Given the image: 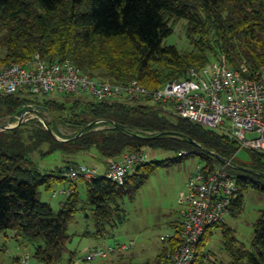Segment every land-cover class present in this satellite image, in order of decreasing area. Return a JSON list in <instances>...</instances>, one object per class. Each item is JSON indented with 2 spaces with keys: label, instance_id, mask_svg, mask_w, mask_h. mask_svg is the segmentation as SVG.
Here are the masks:
<instances>
[{
  "label": "trees",
  "instance_id": "trees-1",
  "mask_svg": "<svg viewBox=\"0 0 264 264\" xmlns=\"http://www.w3.org/2000/svg\"><path fill=\"white\" fill-rule=\"evenodd\" d=\"M179 20L185 22L187 39L193 45L190 51L164 44ZM36 52L48 63L68 59L96 80L117 84L137 80L148 89L185 78L190 67L222 56L229 66L245 62L257 69L264 67V0H0V66L24 63ZM54 97L0 92V123L12 120L27 102H34L51 115L52 132L59 124L74 131L57 138L59 132L51 133L37 119L0 129V231L12 230L22 244H32L34 256L43 264L62 259L70 240L69 223L79 210L92 214L94 229L84 235L104 238L125 221L119 201L124 196L133 198L157 166L179 162L184 156L198 155L211 166L231 160L226 168L237 179L238 196L229 212L241 206L248 189L264 192V153L247 149L249 162L238 160L239 145L234 137L177 116L169 103L146 96L96 100L62 93ZM98 120L102 121L89 125ZM43 145L48 151L41 149ZM91 149L104 166L109 159L141 149L177 155L149 158L133 167L122 184L98 173L91 180L78 178L84 181L85 196L80 197L75 180L74 191L57 210L42 201L40 188L49 190L54 183L67 180L65 173L80 164L73 156ZM57 150L66 156L63 166L40 169L32 162L35 151ZM181 152L185 153L179 155ZM212 227L222 231L230 264H264V209L254 223L249 249L222 219L205 229L193 264L208 263ZM180 231L181 219L174 234L164 239L167 245L154 264H165Z\"/></svg>",
  "mask_w": 264,
  "mask_h": 264
},
{
  "label": "built area",
  "instance_id": "built-area-1",
  "mask_svg": "<svg viewBox=\"0 0 264 264\" xmlns=\"http://www.w3.org/2000/svg\"><path fill=\"white\" fill-rule=\"evenodd\" d=\"M0 92H24L31 97L54 92L72 93L96 100L124 97L134 100L146 96L153 101L169 103L173 113L181 118L229 133L237 140L239 150L264 153V67L249 68L245 62L232 67L224 56L202 66L190 67L185 78L148 89L137 80L124 84L96 80L82 73L68 59L48 63L36 52L24 63L0 66ZM23 108L22 112L11 116L12 120L0 123V129L13 128L30 119H37L45 125L47 111L34 102H27ZM148 153V150L141 149L127 152L119 159L107 160L104 177L122 184L133 167L149 159ZM230 164L231 160L217 166L203 161L195 166L187 180L186 191L181 193V209L178 211L181 231L165 264H193L196 246L205 229L224 218L238 196L237 179L226 168ZM96 174L95 168L85 164L71 167L65 173L69 187L61 193L71 194L75 189L73 181L78 178L91 180ZM167 237L169 235L161 238ZM134 243L131 240L92 247L86 251L85 259L106 258L130 249ZM19 262L29 264V255H21Z\"/></svg>",
  "mask_w": 264,
  "mask_h": 264
},
{
  "label": "rangeland",
  "instance_id": "rangeland-1",
  "mask_svg": "<svg viewBox=\"0 0 264 264\" xmlns=\"http://www.w3.org/2000/svg\"><path fill=\"white\" fill-rule=\"evenodd\" d=\"M164 44H172L182 51L193 49V45L187 39L183 20H179L173 25V32L165 38ZM51 95L57 98L62 93L54 92ZM48 113L47 111L45 114L47 123L48 120H51V115ZM56 132H59L56 135L57 138L62 139L74 133L69 126L61 124H59L58 130L53 131V133ZM41 149L48 151L47 145H43ZM148 152L149 158L158 160L167 157L173 158L177 155L175 152L155 149H150ZM73 157L80 164L95 167L98 174H103V161L98 157L95 149L81 152ZM236 158L242 162H249L250 156L247 149L238 150ZM31 159L40 169H50L55 166H63L66 156L64 157L58 150L44 154L35 151L32 153ZM203 161L198 155L192 154L184 156L179 162L157 166L133 198L124 196L119 201L125 210V221L109 231V235L104 238L84 235L86 230L94 229V224L89 210H79L68 226L70 240L67 243V250L62 259L54 264H70L69 257L72 253V264H128L131 262L154 264L157 254L163 246L167 245V241L161 237L170 235L174 231L169 221L176 219V212L181 209V193L186 191L187 180L195 166ZM76 185L80 197L83 198L85 196L84 181L77 180ZM68 187V180L54 183L49 190L41 187L40 198L57 210L60 207V202L66 198V194L61 193V190H66ZM54 191H56L55 195ZM263 209L264 192L250 188L244 192L241 206L234 212L228 210L223 218L224 223L233 230L238 242L243 243L248 249L251 247L254 223L260 217ZM178 224L179 222H177ZM210 230L213 231V234L207 243L210 248L207 264H230L231 258L224 249L221 229L212 227ZM131 240H134L135 244L126 251L110 254L106 258L85 259L86 251L89 248L115 245ZM23 254L29 255V264H43L34 256L32 244H22L20 239H15L12 230L0 231V264H21L17 261V257Z\"/></svg>",
  "mask_w": 264,
  "mask_h": 264
},
{
  "label": "water",
  "instance_id": "water-1",
  "mask_svg": "<svg viewBox=\"0 0 264 264\" xmlns=\"http://www.w3.org/2000/svg\"><path fill=\"white\" fill-rule=\"evenodd\" d=\"M97 122H98V121L92 122V123H90L89 125H90V126H91V125H94V124L97 123ZM44 124H45L46 128H47L51 133H53L52 130H51V128L49 127V124H48L47 122H45ZM191 142H192L193 144H195V145L201 147V145H200L199 143H197L196 141H194L193 139H191ZM212 154H213V153H212ZM236 167L239 168V169L248 170V171H250V172H252V173H257L255 170H252V169L247 168V167L238 166V165H236Z\"/></svg>",
  "mask_w": 264,
  "mask_h": 264
},
{
  "label": "crops",
  "instance_id": "crops-1",
  "mask_svg": "<svg viewBox=\"0 0 264 264\" xmlns=\"http://www.w3.org/2000/svg\"><path fill=\"white\" fill-rule=\"evenodd\" d=\"M103 165H104V163H103ZM103 167H105V166H103ZM93 168H95V167H93ZM96 169V168H95ZM104 169V168H103ZM176 214H177V218L176 219H174V220H171V221H169V223H170V225L173 227V229H174V231H173V233L172 234H170L169 236H171V235H173L174 234V232L176 231V227H177V222H179V220H180V216H179V214H178V212H176ZM134 241V240H133ZM135 244V243H134ZM94 247H96V246H94ZM19 257L20 256H18L17 257V261L19 262Z\"/></svg>",
  "mask_w": 264,
  "mask_h": 264
},
{
  "label": "bare ground",
  "instance_id": "bare-ground-1",
  "mask_svg": "<svg viewBox=\"0 0 264 264\" xmlns=\"http://www.w3.org/2000/svg\"><path fill=\"white\" fill-rule=\"evenodd\" d=\"M66 182V181H65ZM67 184V183H66Z\"/></svg>",
  "mask_w": 264,
  "mask_h": 264
}]
</instances>
